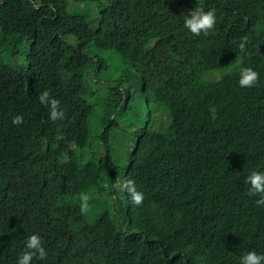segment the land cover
<instances>
[{"label":"trees","instance_id":"obj_1","mask_svg":"<svg viewBox=\"0 0 264 264\" xmlns=\"http://www.w3.org/2000/svg\"><path fill=\"white\" fill-rule=\"evenodd\" d=\"M196 2L215 9L216 16L264 9V0H0V125L15 127L13 118L22 116L19 150L35 155L26 171L25 156L18 157L8 176L29 206V236L25 229L20 236L2 233L0 264H17L33 234L41 237L47 258L34 257L31 264H83L85 243L110 229L125 247L139 251L136 264H241L248 251L264 255V209L245 183L252 171L264 172V86L261 78L252 89L237 84L242 68L255 70L258 64L264 72V67L256 60L255 39L235 24L208 36L184 28ZM255 30L264 32V26ZM222 34H230L233 44L210 56ZM245 38L243 57L239 44ZM19 58L25 61L21 72ZM125 62L142 67L137 84ZM90 75L127 87L125 98L118 87L96 89ZM142 84L150 89L148 97ZM44 91L60 101L63 120L46 117L50 108L37 99ZM113 114L115 122L103 137L98 129L79 135V122L91 118L101 129ZM62 122L77 123L70 136L56 127ZM100 142L103 153L95 149ZM71 144L77 149L69 150ZM77 180L76 191L92 197L91 227H65L51 235L36 227L34 206L55 202L61 184ZM125 180L143 193L142 205L131 203L121 187ZM8 186L0 180V199ZM9 199L18 202L15 194ZM96 216L110 223L96 229ZM43 218L54 227L55 220ZM243 221L242 231L249 230L238 235L233 224ZM215 237L218 250L209 243Z\"/></svg>","mask_w":264,"mask_h":264},{"label":"clouds","instance_id":"obj_2","mask_svg":"<svg viewBox=\"0 0 264 264\" xmlns=\"http://www.w3.org/2000/svg\"><path fill=\"white\" fill-rule=\"evenodd\" d=\"M196 8L192 9L184 18V28H186L192 35L200 36L203 34L204 36H208L214 29L219 26L224 25H234L237 30L243 34H247L248 36L255 39L254 48L256 54V60L264 67V60L261 57L260 50L264 52V46L258 48L257 40L264 41V32H260L258 30L254 31V27L263 25L264 26V9L257 8L254 12L252 11L247 16L243 14H235V16L218 12L223 16H216L215 9H208L201 6L200 2H196ZM35 9L40 8L39 5L33 6ZM264 7V6H263ZM239 17H242L241 20L238 21ZM247 30V31H246ZM219 39L213 45V48L209 50L210 56L216 55L219 51L224 48H227L233 44V37L230 34H222L218 36ZM247 40L243 39L239 44V49L242 52V56L245 57ZM260 49V50H259ZM125 61V60H124ZM25 62V61H24ZM23 64L19 67L20 70L17 72H21V69L24 67ZM95 62V61H93ZM249 62V61H248ZM126 63V62H125ZM241 65H244L242 62H239ZM127 64V63H126ZM250 65V62H249ZM128 69L132 72L136 78L143 73L142 67L137 68L130 67L127 64ZM259 78L263 80L264 86V72L258 68V64H256L255 70L252 68H242L240 71V76L238 77L237 84L242 89H252L254 88ZM87 80L94 86L96 89L99 87L105 86L107 89H115L118 87L120 92H122L123 97L125 98L124 92L129 90L127 87L119 86L118 83L112 85L107 84L106 81L98 76H87ZM137 84V82H136ZM141 90L144 98L150 95V89L147 85L142 84ZM241 89L242 100H246L245 95L243 94ZM96 94V93H95ZM86 98H91V95H86ZM37 99L43 105H46L50 108V112H46V117L50 118L52 121L63 120L65 117V113L60 109V101L50 97L48 91H44L38 95ZM143 105H146L145 100L143 99ZM116 116L113 114L111 117H108L106 121L107 125L103 126L101 129L97 128V125L94 124L93 120L90 118L86 120V122H79L80 124V136L87 130L89 132H93V130L98 129V135L102 136L106 132L107 128L113 126L115 122ZM12 123L15 127H8L7 125H0V150L4 153V158L0 156V164L2 165L4 172L0 174V180L2 182H9V186L7 191L2 195L0 199V257L4 253L1 248V240L2 233L8 234H16L20 236L22 229H25L26 235L29 232H26L29 229V224L26 217V212L28 210V205L23 204L17 195L16 188L10 183V173L13 170H16L15 167L18 163V157L25 156L23 160V164L25 166L23 171H26L27 165L34 164L35 155H29L27 151L19 150L20 143L22 140L19 138V133L21 128L18 125L23 123L22 116H16L13 118ZM121 125H123L122 121H120ZM75 124H67L65 122L58 123L56 127L59 129L60 133L66 136H70L72 130L76 126ZM42 131L39 129L37 133ZM23 133V132H22ZM28 135L26 133H23ZM64 143H72L70 141H66ZM83 143H81L82 145ZM80 145V146H81ZM69 150H76L77 146L75 144L68 145ZM98 152H105L104 142H100V146L95 148ZM20 153V154H19ZM98 179H102L105 176L103 174H97ZM245 183L249 184L250 187H247L246 192L249 196H252L254 202L258 205V208L261 210L264 209V172L252 171L250 175L245 178ZM81 185V180H77L74 182H67L66 184L62 183L60 187V192L53 203H43L42 205L34 206L36 208L34 218L31 219V222L36 226L40 227L46 234L51 235L52 230L57 232L58 230L62 234L64 232L65 227H74L75 229L88 230L92 221L90 220L91 216V207L90 200L92 197L88 193H80L76 191V189ZM122 189L126 191L130 196V201L132 204L136 206L142 205L144 201V195L142 192L138 191L135 182L133 180H125L122 185ZM86 186L82 187L81 190H84ZM80 190V191H81ZM15 194L18 198V202L10 201L9 196ZM47 205V206H44ZM125 201L123 204V199L121 203L122 215L125 213L124 210ZM45 209H50L53 211L52 215H48L45 212ZM62 213L60 216L58 213ZM240 217L244 220V216L239 212ZM58 217L56 218V215ZM43 215H45L50 220L54 221V227L49 228L46 226L44 222ZM6 216L9 219L5 222ZM23 218V220H21ZM96 223L98 224V228L109 224L110 221L106 217L96 216ZM15 222L14 225L7 228L5 231L4 225L10 222ZM243 222H236L235 225L239 229L238 235H244L247 233V230L242 231ZM49 231H48V230ZM242 232V233H241ZM50 233V234H49ZM29 236V235H27ZM149 243V242H146ZM212 245V248L218 250L221 246L219 239L217 237L212 238L209 242ZM190 247L186 248L187 252ZM204 250L197 252L198 254ZM207 251H213L210 246ZM84 254L80 256L81 263L83 264H136L138 261L139 251H137L134 247L126 244V247L120 242V239L117 234L112 232L110 229L106 234H102L100 237L93 233V236L85 243L83 249L80 251ZM4 255V254H3ZM37 258L40 260H44L47 258V251L43 246V241L40 236L33 234L27 238L25 242V250L22 252L20 257L17 260V264H31L33 258ZM241 264H264V255H258L254 250L248 251L243 254L241 257Z\"/></svg>","mask_w":264,"mask_h":264},{"label":"rangeland","instance_id":"obj_3","mask_svg":"<svg viewBox=\"0 0 264 264\" xmlns=\"http://www.w3.org/2000/svg\"><path fill=\"white\" fill-rule=\"evenodd\" d=\"M25 54H24V52L23 53H21V56H24ZM115 57H113V59H114ZM19 60H20V62L23 64V59H21V58H19ZM112 62V61H111ZM128 74H129V76L132 78V81L134 82V84L136 83V76L132 73V72H130V70L128 69ZM108 80L111 78V76L109 75V74H107V77H106ZM143 110H144V108H143Z\"/></svg>","mask_w":264,"mask_h":264}]
</instances>
